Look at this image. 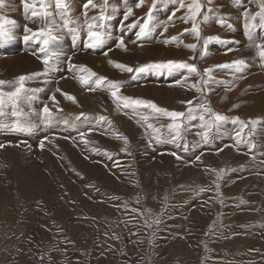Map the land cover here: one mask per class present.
<instances>
[{
  "label": "rangeland",
  "instance_id": "374dc122",
  "mask_svg": "<svg viewBox=\"0 0 264 264\" xmlns=\"http://www.w3.org/2000/svg\"><path fill=\"white\" fill-rule=\"evenodd\" d=\"M231 1L200 0L197 26L201 15L207 17L204 24L215 21L212 6L228 19L223 33L213 30L214 23L198 26L200 34L206 29L205 36L218 37L207 46L192 30V0H183L185 7L181 0H144L140 7V0H92L95 6L88 0H63L59 6L45 0L46 14L37 17L25 11L23 0H3L0 17L14 23L5 25L0 41V81L6 82L0 91H14L20 76L39 75L24 81L15 103L5 97L0 105V264H198L204 253L205 264L264 263V252L255 248L264 242V231L252 230L256 221L264 224L257 218L264 214V107L237 110L251 103L249 93L264 90V58L257 47L264 46V0H244L240 10ZM248 12L252 26L245 28ZM86 20L103 34L94 48L87 46ZM144 24L148 32L137 39ZM180 26L191 40L171 39ZM26 27L52 28L54 38L47 46L44 37L25 40L32 35ZM121 40L124 47H118ZM178 44L196 47L178 51ZM176 56L191 59L187 64L197 69L186 76V85L185 68L128 72L109 63L135 69ZM237 60L244 61L239 69ZM81 66L96 74L87 85L79 80L87 76ZM8 68L14 69L7 73ZM100 76L107 79L96 86ZM108 82L119 85L120 96L184 112L179 139L170 142L175 130L168 127L169 117L148 105L124 108ZM45 105L57 116L52 126L44 123ZM214 114L225 119L216 121ZM58 115L81 127L73 133L74 123L62 124ZM17 123L34 132L18 133ZM234 138L241 142L233 144ZM249 143L251 168L241 166ZM237 236L251 239L252 252L262 255L253 254L251 263L248 255L234 252L249 245ZM217 256L221 261H213Z\"/></svg>",
  "mask_w": 264,
  "mask_h": 264
},
{
  "label": "snow or ice",
  "instance_id": "6c2138e0",
  "mask_svg": "<svg viewBox=\"0 0 264 264\" xmlns=\"http://www.w3.org/2000/svg\"><path fill=\"white\" fill-rule=\"evenodd\" d=\"M56 2H57V5L59 6V5L62 4L63 0H56ZM143 2H144V0H140V2L136 6L140 7L143 4ZM209 2H211V0H209ZM2 3H3V0H0V4H2ZM37 3L40 6L39 10H36ZM153 3H155V0H153ZM88 5L95 6L93 4L92 0H88ZM23 6H24V9H25L26 12L28 10H30V9L32 10L31 14H32L33 17L42 16V15L46 14L44 12L45 0H32L31 3H28L27 0H23ZM180 6L181 7H185V5L183 3V0H181ZM187 7H188L189 12H190V18L193 21L192 30L196 33L197 37L199 38L200 33H199V28H198L197 23H196V17L200 13L201 8H202L200 0H192V3L188 4ZM150 11H151V9H150ZM131 14H132L131 9H129L125 13L124 19L127 20L128 16H130ZM104 19H105V17L102 14L100 16L101 24L99 25V28L103 27V20ZM205 19H207V17H205ZM12 23H14V21L7 20L4 17H0V41H2L3 38L7 34L6 30H5V25L6 24H12ZM218 23L223 25L224 22H223V20H219ZM86 24H87V36H88V41H89L87 46L94 48V47L98 46L99 44H101L103 42V34L99 30V28H98V26L96 24L88 23L87 20H86ZM64 26L68 27V24L65 23ZM25 31L26 32H30L32 34L31 37L26 35L24 37L25 40H28L30 38L40 39L41 37H44L43 44L45 46L48 45L50 39L54 38V37H52V32H53L52 28H48V29L41 28L38 31H33L32 29H29V28L26 27ZM165 31H167V28H165ZM147 32H148V25L144 24L143 26L140 27L139 32H137V34H136L137 35V39H140V38L144 37L147 34ZM171 39L175 40L176 38L172 37ZM215 39H218V37H207V38L204 39V43H205V45H207V43L210 40H215ZM169 42H170L169 40H165L164 41V43H169ZM185 46L188 47V48H192V49H194L196 47L195 44H189V45H185ZM118 47H124L123 40H121L118 43ZM257 47L260 49V52H259L260 57L264 58V46L257 45ZM41 51L43 52V51H45V49L42 48ZM42 62L46 66L44 74L47 75L48 66H49L48 57L45 56L43 58ZM109 63L113 64L114 67L120 68L122 70H126L128 72H141V71H144V70L149 69V68H156V69L167 68L169 70H172V69H175V68H187L191 72H196L197 71V69H196V67L194 65H189V64H186V63L181 62V61H171V60L166 61V62L150 63V64L143 65L141 67H137L135 69H133L132 67L123 65V64L116 63L114 61H109ZM233 64L237 66V69H239L241 66L244 65V61L243 60H237V61H234ZM227 66L228 65H223V67H227ZM69 67L73 68L75 66L69 64ZM81 71L87 73V76H80L79 77L80 83L82 85L89 84V81L93 77H96V74L94 72H92L91 70L87 69L86 67L81 66ZM205 71L206 72H211V69H206ZM36 75H39V73H34V74H32V76H20V77H18L17 78V87L12 92L4 93V92L0 91V105L4 104L5 97H7L8 100H10L13 103H15L16 100L19 98L20 94L23 91H25V89H24V81L27 80V79H32ZM106 79L107 78L103 77V76H100V77L96 78L95 79L96 86H101L102 83L106 81ZM5 83H6L5 81H0V85H3ZM177 83H180V82L177 81ZM108 84H109V87L111 89H113L111 91V96L118 103L122 102L124 108H130V107L139 106V105H148L155 112L169 117L171 119V124H169L168 127H170V128L175 130V135L173 136L172 141H170V142L175 143L176 140L179 139L180 130H181L182 126H183L182 120L185 117V113L184 112L169 111V110H166V109H163V108H158L154 103H152L150 101H144V100H140V99H133V98H130V97L120 96V95H118V93H119V85L116 82H108ZM36 91H42V89H37ZM57 91H60V89H57ZM62 95H64L66 99L75 102V98L73 96H71L70 94L62 93ZM51 99L55 102V97L54 96L51 97ZM188 103H191V102L189 101ZM203 111L204 112H211V109L205 107L203 109ZM42 114H43L44 123L46 125L51 124V122H52V112L48 108L47 105H45L43 107ZM14 115H15V113H14ZM214 115H215V120L216 121H221V120L225 119V117L220 116L218 114H214ZM101 119H103V117H101ZM143 119L145 121H147L148 117L145 116V117H143ZM200 119L204 120V116L201 115ZM241 123H243V122H241ZM14 127H16L17 129H21L23 131H31L32 130L31 127H24V126L20 125L19 123L14 125ZM148 127L151 128L153 126L151 124H148ZM237 136L238 137L240 136L239 132L237 133ZM207 138H208V134H207V132H205L203 134V139L205 141H207ZM81 139H83V134H81ZM240 142L241 141L238 139L237 143L239 144ZM125 143H127L126 138H125ZM0 147H3V145H0ZM40 147L41 148L44 147V142L43 141H41ZM173 155H175V153H173ZM197 159H199V157ZM223 171L224 170L221 169L220 172L217 173L218 178L221 176ZM202 191H203V189H202Z\"/></svg>",
  "mask_w": 264,
  "mask_h": 264
},
{
  "label": "crops",
  "instance_id": "0c3cea01",
  "mask_svg": "<svg viewBox=\"0 0 264 264\" xmlns=\"http://www.w3.org/2000/svg\"><path fill=\"white\" fill-rule=\"evenodd\" d=\"M217 1V0H216ZM233 2V7L235 6V9H237V10H240V8H241V5H240V2H245L244 0H234V1H231V3ZM243 5H244V3H243ZM243 5H242V7H243ZM223 9H228V8H226L225 6L223 7ZM252 9V7H250V8H248L247 10H251ZM202 11V10H201ZM208 11H210L213 15H215V21L213 20L212 22H209V24H204L202 21H206L205 20V18H203V15H201V17H199L198 18V26H199V28L201 27L202 28V26L203 27H209V26H207V25H210L211 26V24L212 23H214V25H213V27H214V31L215 32H225V23L227 24V18H226V16H225V14L224 13H222L223 14V16H222V14L219 12V10H218V8L217 7H215V6H212ZM219 20H223V25H221L220 23H218V21ZM174 21H176L175 23L177 24V23H179L178 21H181L180 19H178V20H174ZM191 23H193V21H190ZM189 22V23H190ZM175 24V25H176ZM201 24H203L202 26H201ZM243 25L245 26V28H249L250 26H252V12H248V13H246L245 14V17H244V20H243ZM182 26H186V24L183 22V24H182ZM182 26H180L179 27V29L178 30H175V32H173V34H174V37L176 38V41L177 40H179V42L181 41V40H186V42L188 41V40H191L190 38H188V37H184V35H183V33H184V29H182L181 27ZM206 29H202V32H201V34H200V36H199V38H197V41H198V39H200V41H199V43L200 44H202L203 43V41H204V38H207V36H205V34H206ZM176 41H174V42H176ZM178 42V43H179ZM185 42V43H186ZM207 46H208V43H207ZM225 46V45H224ZM201 47H199V49H200ZM207 48V47H206ZM176 49L178 50V51H182V50H185V51H187L188 49L186 48V47H182L180 44H178V47L176 46ZM234 51L235 50H232V52L234 53ZM221 53V52H220ZM219 53V54H220ZM218 54V55H219ZM176 61H181V62H184V63H188V61L189 60H191V59H185V60H182V59H180V58H177V56H176ZM191 65V64H190ZM14 69V68H13ZM13 69H11V68H8V70H7V73H10V72H12V70ZM177 72V71H176ZM181 73H183V75L185 76V78L184 77H182V75H181V79H184L185 80V82H184V84L186 85V82L188 81V78L186 77V76H188V75H191V74H193V72H191V71H189V70H187V68H185V69H181ZM253 79V80H252ZM241 80V79H240ZM250 80H252V83L254 82V80H255V77L254 76H252V78L251 77H248L247 78V81L249 82ZM264 89V88H263ZM263 92H264V90H263ZM263 92H260L259 90H257V92H254V93H249L248 95L250 96L251 95V103H249V105H247V104H243L242 106H240V107H238V109L237 110H239V113H241V112H252V110H255V109H257V108H260V107H264V96H263ZM247 101H248V99H246ZM240 101V100H239ZM238 101V102H239ZM255 104V105H254ZM247 105V106H246ZM253 108H255V109H253ZM242 114H245V115H248L249 113H242ZM57 117V116H56ZM56 117H54L55 119H56ZM64 117V115H62L61 117H60V120L62 119ZM54 118L52 117V122L54 121ZM67 118H68V115H67V117L66 118H63L60 122L62 123V124H70L71 122L72 123H74V124H72V126H71V130H72V132L73 133H75V130L74 129H76V128H79V127H81V122H79L78 120H75V119H72V118H69L70 120H67ZM71 119H72V121H71ZM228 119V118H227ZM52 122H51V126L52 125H54V124H52ZM263 122H264V120H263ZM251 124V126H252V122L250 123ZM233 125H234V127L237 125V123L236 122H234L233 123ZM240 125V124H239ZM23 126V125H22ZM70 126V125H69ZM25 127V126H24ZM69 128V127H68ZM236 129H238V128H235V130ZM15 130L18 132V133H20V134H26V135H29V134H32L33 132H34V129H32L31 131H24L23 132V130H21V129H17L16 127H15ZM250 131L252 132V127L250 128ZM242 138V137H241ZM233 144H237V140H236V138H234V143ZM247 148L245 149V151H246V156H249L248 158H245V159H243V164L241 165L242 167H244L245 165H252V162H251V159H252V143H249V144H247ZM253 147H255L256 148V145H253ZM257 150H258V148H257ZM224 152H226V150L225 149H223L222 150V152L221 153H223L224 154ZM228 152V151H227ZM257 152L258 151H254V154H257ZM237 158H238V156L237 155H235V158H234V161L235 160H237ZM252 166H250L249 168H251ZM14 200V199H13ZM264 214H258V216H257V218L258 219H260V220H263V223H264V216H263ZM83 217H86L85 216V214H84V216ZM255 217H256V215H255ZM260 223V224H259ZM76 228H78L77 226H76ZM254 229H257L258 231H260V230H262V231H264V224H262L261 222H259V221H256L253 225H252V230H254ZM234 239H237V241H239V243H246V244H249L250 242H251V239H249L247 236H237V237H235ZM253 239V238H252ZM256 244H257V246L255 247V248H257V249H261L263 252H264V242H263V240L261 239L260 241H257L256 242ZM213 248H216V245H214V243H213V246H212ZM203 250L205 251L206 250V248L203 246ZM253 249V248H252ZM251 249V244H249L245 249H239V248H235V250H234V252H236V253H238V254H240V255H243V256H249V258H248V260L252 263V255L253 254H257V253H260L261 254V252L260 251H258V252H252V251H254V250H252ZM207 251V250H206ZM205 254V253H204ZM204 254H202L201 256H200V258H199V260H198V264H205L206 262L204 261ZM227 254V253H226ZM238 254H233V256H236V255H238ZM262 255V254H261ZM220 256V255H219ZM219 256H217V257H214V258H217L216 260H214V258H213V261H215V262H217V261H221L220 259H219ZM232 264H234V263H232ZM253 264V263H252ZM256 264H264L263 262H260V263H256Z\"/></svg>",
  "mask_w": 264,
  "mask_h": 264
},
{
  "label": "bare ground",
  "instance_id": "6f19581e",
  "mask_svg": "<svg viewBox=\"0 0 264 264\" xmlns=\"http://www.w3.org/2000/svg\"><path fill=\"white\" fill-rule=\"evenodd\" d=\"M253 109H255V108H253ZM53 113H54V112H53ZM253 114H254V113H253ZM55 115H56V114H54V117H55ZM52 117H53V116H52ZM54 117H53V118H54ZM58 118H59V115H58ZM59 119H60V118H59ZM62 119H63V118H62ZM72 119H73V118H72ZM72 119H71V121H72ZM57 126H58V125H57ZM70 127H71V126H70ZM23 132H24V131H23ZM58 140H59V139H58ZM62 145H63V144H62ZM229 150H230V149H229ZM234 155H235V154H234ZM248 157H249V156H248ZM228 175H229V174H228ZM11 176H12V175H11ZM11 176H10V177H11ZM10 177H9V178H10ZM18 189H19V188H18ZM19 190H20V189H19ZM20 191H21V190H20ZM259 224H260V223H259Z\"/></svg>",
  "mask_w": 264,
  "mask_h": 264
}]
</instances>
